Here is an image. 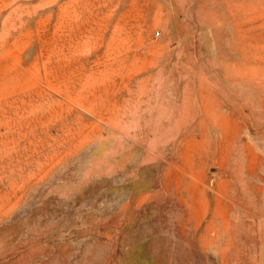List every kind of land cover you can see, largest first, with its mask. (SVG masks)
Masks as SVG:
<instances>
[{
    "label": "rangeland",
    "instance_id": "obj_1",
    "mask_svg": "<svg viewBox=\"0 0 264 264\" xmlns=\"http://www.w3.org/2000/svg\"><path fill=\"white\" fill-rule=\"evenodd\" d=\"M0 264H264V0H0Z\"/></svg>",
    "mask_w": 264,
    "mask_h": 264
}]
</instances>
